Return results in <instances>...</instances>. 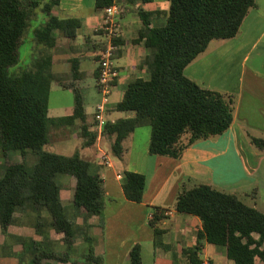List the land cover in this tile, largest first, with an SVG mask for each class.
Returning a JSON list of instances; mask_svg holds the SVG:
<instances>
[{
	"label": "trees",
	"instance_id": "16d2710c",
	"mask_svg": "<svg viewBox=\"0 0 264 264\" xmlns=\"http://www.w3.org/2000/svg\"><path fill=\"white\" fill-rule=\"evenodd\" d=\"M153 0H142L144 3ZM169 11L163 26L151 27L147 13L140 11L143 27L134 42L145 41L150 50L146 65L150 78L130 81L123 99L117 104L119 112L131 113L132 117L116 122H106L102 131L110 142L111 154L122 159L124 141L139 127H151L149 153L175 159L196 143L223 135L235 120L238 98L234 94L201 86L185 75V69L208 50L214 40H229L239 36L242 25L251 10L258 7L257 0H168ZM116 0H96L95 10L104 13ZM61 0H0V149L4 154L28 152L38 160L33 167L26 162L9 164L0 177V226L8 235L15 213L33 205L45 209L52 218V227L64 235L67 252L35 246L33 264H58L71 262L72 252L79 235L63 206L58 183L60 175L76 179L75 207L84 210L86 218H103L105 192L103 180L79 152L64 156L47 152L50 129L55 126L81 122V134L94 145L98 134L89 131L84 97L76 81L82 79L80 62H72L73 80L60 86L72 90L75 97L74 114L71 117H49V98L56 77L53 73L54 56L51 51L58 45L56 32L72 41L82 27L75 18L60 19L52 14ZM42 6L46 22L34 29V38L42 46L39 56L23 71H12L20 63V49L31 28V18ZM119 49L114 59L121 55L122 40L116 39ZM105 48L101 44L99 52ZM99 75V68L97 80ZM117 81L113 84L116 85ZM264 151V138L251 140ZM146 176L126 172L123 190L126 199L141 203L146 189ZM175 210L180 214L197 217L202 229L197 232L195 245L185 248V264H203L201 257L205 243L225 247L227 258L234 264H255L259 257L264 261V213L248 206L236 194L221 191L210 184L200 183L193 187L184 184L178 193ZM165 210H153L149 224L154 228L156 244H162L165 231L161 223ZM258 236V237H256ZM89 252L82 262L72 264H103L88 236ZM28 241V240H27ZM131 264H144L142 246L137 244L130 253ZM210 264H213L210 262Z\"/></svg>",
	"mask_w": 264,
	"mask_h": 264
},
{
	"label": "crops",
	"instance_id": "0c3cea01",
	"mask_svg": "<svg viewBox=\"0 0 264 264\" xmlns=\"http://www.w3.org/2000/svg\"><path fill=\"white\" fill-rule=\"evenodd\" d=\"M116 1L123 11L121 55L116 59L120 76L110 96V104L104 116L106 122L132 117L131 113L117 111L116 106L123 99L130 81L150 78V71L145 63L150 56V50L145 46V41L134 42L143 27L139 12L148 14L151 27L154 28L166 23L170 7L168 0H153L149 3L142 0ZM257 4L258 7L251 10L244 21L238 37L212 41L208 50L185 69V75L201 86L236 95L238 104L234 123L228 131L221 136L196 143L180 159L149 153L151 127L147 125L137 128L124 141L125 153L122 159L112 155V165L105 166L101 162V156L105 152V146L110 150V142L95 130L96 107L102 99L97 87L98 64L91 71L95 88L83 86L84 75L80 68L82 79L75 83L81 88L84 97L89 131L98 134L96 143L85 145L87 140L81 134L82 124L76 121L71 125L52 127L49 143L44 150L54 153L48 149L50 144L77 139L75 153L79 151L84 159L91 161L93 169L103 180L105 208L102 219H87L85 211L74 204L76 179L69 175L58 177L63 206L67 215L68 211L70 213L69 219L81 231L75 242L72 261L63 264L82 262L90 248L87 238L94 234L99 241L93 248L96 256L103 259V264H131L130 253L137 244L142 246L144 264L146 253L153 257L152 264H185L183 250L195 245L202 222L197 217L185 216L175 210L178 193L184 184L189 187L200 183L210 184L221 191L236 194L241 200L243 197L264 198V151L251 142L253 137L264 138V0H257ZM95 5L96 0H61L60 6L52 14L60 19L80 20L82 27L78 30L77 39L90 42L93 50L99 51L103 41L99 31L103 13L96 12ZM98 40L99 46L96 42ZM119 88L122 90L119 91ZM59 113L54 111L51 115L49 111L48 114L53 119L71 117L74 106L63 116H59ZM244 141L249 149L245 147ZM2 156L4 171L9 164L26 162L34 165L38 160L32 152H28L25 158L16 152L4 154L2 151ZM126 172L146 176V189L141 203L126 199L122 185ZM119 174L123 179L118 178ZM255 188L258 189V195L252 196ZM156 208L171 212L170 217L160 225L165 231L160 252L157 249L154 228L149 224ZM20 238L34 241L40 248L55 251L57 254L67 252L64 235L53 229L50 214L45 209H36L33 205H27L15 213L8 235L2 232L0 226V264H21L10 253L11 249L15 252L22 250L21 245L16 246L20 243L15 239ZM172 242L179 247L175 257L170 254ZM78 247L84 251L77 252ZM77 255L79 260H76ZM201 257L209 264H234L227 258L225 247L208 243L204 244Z\"/></svg>",
	"mask_w": 264,
	"mask_h": 264
},
{
	"label": "rangeland",
	"instance_id": "374dc122",
	"mask_svg": "<svg viewBox=\"0 0 264 264\" xmlns=\"http://www.w3.org/2000/svg\"><path fill=\"white\" fill-rule=\"evenodd\" d=\"M41 3L44 2V0H39ZM47 15L42 11V6L38 10H36L35 14L31 18V28L27 32L25 38L23 39L21 49H20V63L12 69L14 72H21L24 69H27L33 62L34 59H36L41 50L43 49L42 46H39L34 38V29L40 25H43L46 22ZM56 37L58 39V45L55 49L51 51L52 55L55 58V64L53 67V73L56 77L55 81L52 84V89L50 93V98H49V111L50 114L53 115L54 111H59L60 113L58 114L59 116L65 115L66 111L71 109L74 106L75 102V97L74 93L72 90L64 89L60 86V83L63 85H69L73 80V71H72V62L74 59L79 60L80 62V68L83 70V83L85 85L83 86H91L92 88H95V81L91 76V71L93 67L98 64L97 62V55H98V50H93L92 44L90 42H85L83 41L84 39H77V40H70L64 37V35L61 32H56ZM98 46L100 45V41H96ZM122 61H120L121 63ZM119 63V64H120ZM117 64V62H116ZM81 83V82H80ZM78 83V84H80ZM58 84V85H57ZM122 89L119 88V91ZM245 142V141H244ZM78 144L77 139H69L65 143L61 144H55L52 143L49 145V150L61 154V155H73L75 153V148L74 146ZM245 147L249 149L248 144L245 142ZM105 152L108 153L110 158L112 159V154L108 148V146H105L103 148ZM79 152V151H77ZM17 153V152H16ZM20 154V153H18ZM16 156V155H15ZM3 156H2V151L0 149V176L3 174L4 171V161H3ZM35 165V164H34ZM34 165H29L30 167H33ZM252 196H257L258 195V189L255 188L252 192ZM248 206L255 207L262 213H264V198H257L253 199L252 197H243L242 198ZM23 209V208H21ZM19 209V210H21ZM68 215L70 217V213L68 211ZM186 216V215H185ZM81 231H79V234ZM93 238L92 245L96 247L98 244V236L94 234L91 236ZM16 242L22 246V250L15 252L14 249L10 250V253L13 255V257H16L21 261V264H33L32 260L34 258V252L35 246L32 242L34 241H27L26 239H15ZM183 241V240H181ZM163 242V238H162ZM163 245L159 244L157 245L158 252H160V248H162ZM79 249L77 252H83L84 250L78 247ZM178 244L175 242H172L171 245V253L173 257L175 255L177 256L178 251ZM177 251V253H176ZM159 254V253H158ZM73 256V255H72ZM76 260H79V255ZM158 260V258H157ZM175 260V258H174ZM153 263V257L150 256L148 253H146L145 256V264H152ZM63 264V263H60Z\"/></svg>",
	"mask_w": 264,
	"mask_h": 264
},
{
	"label": "built area",
	"instance_id": "2783aa9c",
	"mask_svg": "<svg viewBox=\"0 0 264 264\" xmlns=\"http://www.w3.org/2000/svg\"><path fill=\"white\" fill-rule=\"evenodd\" d=\"M122 7L115 3L112 6L106 8L103 13V18L99 31L102 35V43L105 44L100 52V60L98 61L99 75L97 80L98 92L100 93L102 99L101 102L96 107L95 119L97 129L100 134H102L105 121V113L110 104V96L114 88V82L118 80L120 72L118 70L116 59H114V52L119 49V46L116 44V39L121 35V15ZM101 162L105 166L112 165V159L105 152L101 156ZM119 179H123L121 174L118 175ZM171 212L165 211V216L170 217ZM152 217V216H151ZM150 217V218H151ZM166 220V218L164 219ZM203 264H209L207 260H203ZM255 264H264L259 257L256 258Z\"/></svg>",
	"mask_w": 264,
	"mask_h": 264
}]
</instances>
